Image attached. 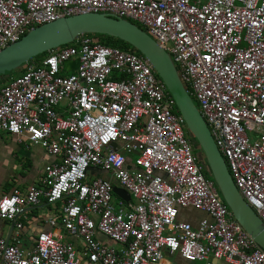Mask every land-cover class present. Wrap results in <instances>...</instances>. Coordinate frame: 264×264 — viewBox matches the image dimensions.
Wrapping results in <instances>:
<instances>
[{
  "label": "built area",
  "instance_id": "2783aa9c",
  "mask_svg": "<svg viewBox=\"0 0 264 264\" xmlns=\"http://www.w3.org/2000/svg\"><path fill=\"white\" fill-rule=\"evenodd\" d=\"M82 14L137 22L171 55L264 222V0H0V51ZM0 131L55 159L43 186L0 198V219L15 226L0 264H264L143 56L89 37L50 51L0 88ZM115 187L131 200L114 199ZM42 199L60 219L23 246L17 220Z\"/></svg>",
  "mask_w": 264,
  "mask_h": 264
},
{
  "label": "water",
  "instance_id": "95a60500",
  "mask_svg": "<svg viewBox=\"0 0 264 264\" xmlns=\"http://www.w3.org/2000/svg\"><path fill=\"white\" fill-rule=\"evenodd\" d=\"M107 35L128 43L139 52L156 71L176 107L185 120L189 136L201 150L221 196L235 220L254 242L264 250V222L245 201L232 179L227 163L217 148L199 109L188 94L168 53L145 31L128 20L105 14H82L64 18L31 30L19 42L0 51V77L22 71L38 56L71 45L86 35ZM114 194L126 202L131 200L125 190L115 187Z\"/></svg>",
  "mask_w": 264,
  "mask_h": 264
},
{
  "label": "crops",
  "instance_id": "0c3cea01",
  "mask_svg": "<svg viewBox=\"0 0 264 264\" xmlns=\"http://www.w3.org/2000/svg\"><path fill=\"white\" fill-rule=\"evenodd\" d=\"M42 60L36 61L41 63ZM77 64V61H73L68 68L74 71L76 69L74 66ZM23 72L24 70L20 71V75ZM54 160L47 155L45 150L39 146H32L28 140L0 131V198L12 193L14 189L24 191L32 185L43 186L45 167ZM107 178H110L109 175ZM59 209L60 205L53 207L42 199L40 205L32 207L25 215L20 216L17 222L23 224L22 245L30 246L39 233L51 231L48 220L53 217L59 220ZM194 215L200 218L202 214L195 213ZM195 217L191 220L193 221ZM14 227L13 223L0 219V239L11 241L14 237ZM58 233L63 234L64 232L59 231ZM179 262L185 264L182 261Z\"/></svg>",
  "mask_w": 264,
  "mask_h": 264
},
{
  "label": "trees",
  "instance_id": "16d2710c",
  "mask_svg": "<svg viewBox=\"0 0 264 264\" xmlns=\"http://www.w3.org/2000/svg\"><path fill=\"white\" fill-rule=\"evenodd\" d=\"M109 17H112V18H117L115 16H112V15H108ZM132 24L136 25L139 29L144 30V28L137 22H134V21H130ZM146 32V31H145ZM84 37H89V38H92V39H95L97 40L100 44H102L103 46H106V47H111V48H119L121 50H124V51H129V52H133V53H136L137 55H140L142 56L139 52H137L133 47H131L128 43H125L124 41L120 40V39H117V38H113V37H110V36H107V35H86ZM68 46H71V45H68ZM68 46H64V47H68ZM48 55V53L46 54H43L41 56H46ZM40 57V56H38ZM37 57V58H38ZM37 58L35 60H37ZM26 67V66H25ZM24 70V69H23ZM12 78L10 77V73H6L4 76L0 77V88L6 86L8 84V82L11 80ZM188 134V132H187ZM200 150V149H199ZM196 152V155L198 157L201 158V150L200 151H195ZM205 176L212 180L214 182V179L213 177L210 175L209 172L205 171ZM215 183V182H214ZM216 185V183H215ZM217 187V185H216ZM217 190L219 191L218 187H217ZM220 193V191H219ZM221 195V193H220Z\"/></svg>",
  "mask_w": 264,
  "mask_h": 264
},
{
  "label": "rangeland",
  "instance_id": "374dc122",
  "mask_svg": "<svg viewBox=\"0 0 264 264\" xmlns=\"http://www.w3.org/2000/svg\"><path fill=\"white\" fill-rule=\"evenodd\" d=\"M153 39V38H152ZM154 40V39H153ZM169 56H170V58H171V60H172V63H173V65H174V67H175V69H176V71L178 72V74H179V71H178V68H177V66H176V63L174 62V60H173V58L171 57V55L170 54H168ZM44 57L45 56H40V57H38L37 58V61H41L42 59H44ZM69 65L70 64H68L67 66L69 67ZM78 65V64H77ZM77 65H75L74 66V68H77L76 66ZM21 71V70H20ZM20 71L18 70V71H15V72H11L10 73V77L11 78H17L19 75H20ZM179 76H180V74H179ZM159 77V76H158ZM181 78V77H180ZM159 79H160V77H159ZM161 80V79H160ZM162 81V80H161ZM163 82V81H162ZM183 83V82H182ZM192 99H193V101H194V103H195V105L197 106V108L200 110V108H199V104H198V102H197V100L193 97V96H190ZM104 178H107L108 177V175L107 174H104V175H102ZM114 199H117L118 200V197L117 196H115L114 197ZM134 201V200H133ZM194 217V215H192V218Z\"/></svg>",
  "mask_w": 264,
  "mask_h": 264
},
{
  "label": "flooded vegetation",
  "instance_id": "af4514ba",
  "mask_svg": "<svg viewBox=\"0 0 264 264\" xmlns=\"http://www.w3.org/2000/svg\"><path fill=\"white\" fill-rule=\"evenodd\" d=\"M187 136L189 137V139H190V141H191V143H192V145H193V147H194V149H195V151H200L199 149V147H197V145H196V143L193 141V139L189 136V134H187ZM201 158H203L202 156H201ZM204 160V159H203ZM206 167H205V170L207 171V172H209V168H208V166L207 165H205Z\"/></svg>",
  "mask_w": 264,
  "mask_h": 264
},
{
  "label": "clouds",
  "instance_id": "9594fccd",
  "mask_svg": "<svg viewBox=\"0 0 264 264\" xmlns=\"http://www.w3.org/2000/svg\"><path fill=\"white\" fill-rule=\"evenodd\" d=\"M189 138V137H188ZM190 140V139H189ZM195 151V149H194ZM196 153V152H195ZM200 158V157H199ZM201 162L204 164V161L202 160V158H200ZM205 165V164H204ZM206 167V166H205ZM210 171V170H209Z\"/></svg>",
  "mask_w": 264,
  "mask_h": 264
}]
</instances>
